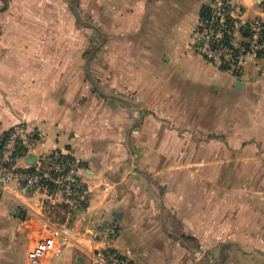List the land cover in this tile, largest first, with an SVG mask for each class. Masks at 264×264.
Here are the masks:
<instances>
[{"label": "crops", "instance_id": "obj_1", "mask_svg": "<svg viewBox=\"0 0 264 264\" xmlns=\"http://www.w3.org/2000/svg\"><path fill=\"white\" fill-rule=\"evenodd\" d=\"M212 1L0 0V141L23 123L75 156L91 200L72 236L115 224L132 264H264V63L234 77L193 52ZM6 189L0 264H78Z\"/></svg>", "mask_w": 264, "mask_h": 264}, {"label": "built area", "instance_id": "obj_2", "mask_svg": "<svg viewBox=\"0 0 264 264\" xmlns=\"http://www.w3.org/2000/svg\"><path fill=\"white\" fill-rule=\"evenodd\" d=\"M210 8V17L199 20L192 31L193 52L234 77H240L251 61L261 67L264 0L254 16L232 0H213ZM42 140L37 129L23 123L5 132L0 141V183L4 190L10 188L26 198H17L19 208L36 216L54 237L67 235L82 254L78 264H132L114 246L119 237L115 224L93 222L72 236L76 219L88 211L90 187L80 174L81 163L75 156L65 149L38 151ZM31 157L34 161L29 163Z\"/></svg>", "mask_w": 264, "mask_h": 264}, {"label": "trees", "instance_id": "obj_3", "mask_svg": "<svg viewBox=\"0 0 264 264\" xmlns=\"http://www.w3.org/2000/svg\"><path fill=\"white\" fill-rule=\"evenodd\" d=\"M213 2V1H212ZM212 4V3H211ZM210 5H203L201 8H200V12H199V20H202V19H208L211 15V8H210Z\"/></svg>", "mask_w": 264, "mask_h": 264}, {"label": "water", "instance_id": "obj_4", "mask_svg": "<svg viewBox=\"0 0 264 264\" xmlns=\"http://www.w3.org/2000/svg\"><path fill=\"white\" fill-rule=\"evenodd\" d=\"M33 161H34V157H31L30 160H29V163H32ZM32 189H34V188H32ZM113 216H114L115 218H120V215H118V214H116V213H114Z\"/></svg>", "mask_w": 264, "mask_h": 264}, {"label": "rangeland", "instance_id": "obj_5", "mask_svg": "<svg viewBox=\"0 0 264 264\" xmlns=\"http://www.w3.org/2000/svg\"><path fill=\"white\" fill-rule=\"evenodd\" d=\"M192 43H193V39H192Z\"/></svg>", "mask_w": 264, "mask_h": 264}]
</instances>
